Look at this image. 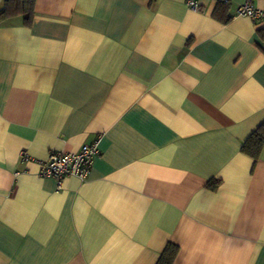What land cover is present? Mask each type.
I'll use <instances>...</instances> for the list:
<instances>
[{"label":"crops","instance_id":"1","mask_svg":"<svg viewBox=\"0 0 264 264\" xmlns=\"http://www.w3.org/2000/svg\"><path fill=\"white\" fill-rule=\"evenodd\" d=\"M196 1L35 0L30 26L0 20V264H156L167 243L173 264H264V146L241 152L264 123V19ZM94 141L86 181L59 189L19 159Z\"/></svg>","mask_w":264,"mask_h":264},{"label":"built area","instance_id":"2","mask_svg":"<svg viewBox=\"0 0 264 264\" xmlns=\"http://www.w3.org/2000/svg\"><path fill=\"white\" fill-rule=\"evenodd\" d=\"M228 3V0H218ZM186 7L193 12H200L201 7L196 0H185ZM236 16L247 17L252 22L264 19V11L255 9L251 1L247 0L239 6ZM98 155L97 141L84 144L76 152H51L44 160H36L24 150L19 152V159L23 163H34L37 166L36 175L40 178H53L57 182L58 189L62 180L74 177L81 182L88 178L94 158ZM15 173L14 175H18Z\"/></svg>","mask_w":264,"mask_h":264},{"label":"trees","instance_id":"3","mask_svg":"<svg viewBox=\"0 0 264 264\" xmlns=\"http://www.w3.org/2000/svg\"><path fill=\"white\" fill-rule=\"evenodd\" d=\"M34 4L35 0H5L3 6L0 9V20H4L16 15L23 16L24 26H30L34 16ZM227 4L217 2L213 16L219 18L223 22L229 20L228 17L220 18V15L224 16L227 11ZM262 146H264V123H262L251 135L245 140L241 146V152L254 161L259 158ZM218 181L211 180L207 183V187L214 190L218 185ZM178 252V247L167 243L163 248L156 264H173Z\"/></svg>","mask_w":264,"mask_h":264}]
</instances>
